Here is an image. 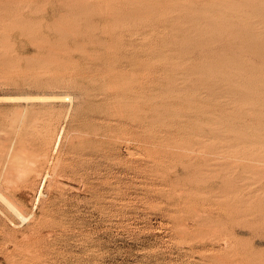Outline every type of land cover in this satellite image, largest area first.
Masks as SVG:
<instances>
[{
  "label": "rangeland",
  "instance_id": "1",
  "mask_svg": "<svg viewBox=\"0 0 264 264\" xmlns=\"http://www.w3.org/2000/svg\"><path fill=\"white\" fill-rule=\"evenodd\" d=\"M262 30L264 0H0V193L30 215L0 200V264H264Z\"/></svg>",
  "mask_w": 264,
  "mask_h": 264
},
{
  "label": "bare ground",
  "instance_id": "2",
  "mask_svg": "<svg viewBox=\"0 0 264 264\" xmlns=\"http://www.w3.org/2000/svg\"><path fill=\"white\" fill-rule=\"evenodd\" d=\"M80 7V6H79ZM16 8V7H15ZM82 7H80V9H81ZM89 8V7H88ZM90 9V8H89ZM91 10V9H90ZM258 10V9H257ZM76 11V10H75ZM86 11V10H85ZM87 11H88V9H87ZM263 11V10H262ZM83 12V11H82ZM81 11H80V14L82 13ZM260 12H261V10H260ZM14 13V12H13ZM78 13V12H77ZM84 13V12H83ZM76 14V13H75ZM75 14H74V16H75ZM80 14H78V15H80ZM132 14V13H131ZM258 14H259V12H258ZM82 15V14H81ZM84 15V14H83ZM89 15V14H88ZM112 15V14H111ZM262 16V15H261ZM11 18V17H10ZM116 20V19H115ZM73 21V20H72ZM249 27V26H248ZM102 29V28H101ZM188 29V28H187ZM56 31V30H55ZM262 32H264V30H262ZM69 33V32H68ZM259 33V32H258ZM232 34V33H231ZM186 35V34H185ZM190 35V34H189ZM263 40V39H262ZM250 42V41H249ZM258 42V41H257ZM251 45H253V44H251ZM256 45V44H255ZM256 49H258V47H256ZM258 50H260V47H259V49ZM262 51V50H261ZM260 52V51H259ZM262 52H264V50L262 51ZM262 54V53H261ZM229 67V66H228ZM238 67V66H237ZM33 97H35V96H33ZM63 97V96H62ZM69 97V96H68ZM1 98V97H0ZM7 100H9V99H13V98H11V97H5ZM32 97H28V96H20V97H14V99H22L23 101L24 100H29V99H31ZM41 97H37L36 99H40ZM44 98V97H43ZM50 98H55V97H50ZM59 98V97H58ZM58 98H56V99H58ZM63 98H66L65 96L63 97ZM33 99H35V98H33ZM47 99H49V98H47ZM69 98H67V100H68ZM32 100V99H31ZM126 143V142H125ZM42 156V155H41ZM41 156H39V157H41ZM45 156V155H44ZM46 157V156H45ZM37 158H38V156H37ZM42 181V183L41 184H39L40 185V189L38 190L39 192H38V194H40V190L42 189V186H43V184H44V179H42L41 180ZM3 193H0V200L1 201H3L7 206H8V208L13 212V213H15L18 217H19V219L21 220V221H25V220H27L28 219V217L30 216H27V214H23L22 212L23 211H19L20 209L19 208H16V205L14 206L11 202H10V200H8V198H6V197H4L3 195H2ZM38 196V195H37ZM19 209V210H18ZM30 219V218H29Z\"/></svg>",
  "mask_w": 264,
  "mask_h": 264
}]
</instances>
